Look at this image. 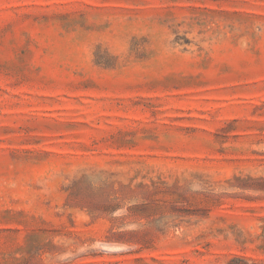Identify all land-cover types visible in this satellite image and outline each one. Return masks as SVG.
<instances>
[{
	"label": "rangeland",
	"instance_id": "1",
	"mask_svg": "<svg viewBox=\"0 0 264 264\" xmlns=\"http://www.w3.org/2000/svg\"><path fill=\"white\" fill-rule=\"evenodd\" d=\"M0 264H264V0H0Z\"/></svg>",
	"mask_w": 264,
	"mask_h": 264
}]
</instances>
